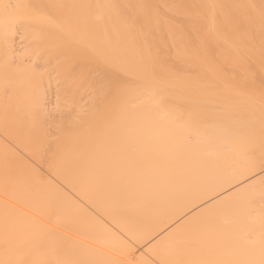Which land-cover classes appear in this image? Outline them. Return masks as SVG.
I'll return each instance as SVG.
<instances>
[{"label":"bare ground","instance_id":"bare-ground-1","mask_svg":"<svg viewBox=\"0 0 264 264\" xmlns=\"http://www.w3.org/2000/svg\"><path fill=\"white\" fill-rule=\"evenodd\" d=\"M0 264H264V0H0Z\"/></svg>","mask_w":264,"mask_h":264}]
</instances>
